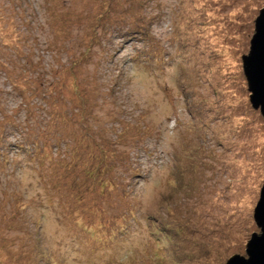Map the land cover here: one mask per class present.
Wrapping results in <instances>:
<instances>
[{
  "label": "rangeland",
  "instance_id": "1",
  "mask_svg": "<svg viewBox=\"0 0 264 264\" xmlns=\"http://www.w3.org/2000/svg\"><path fill=\"white\" fill-rule=\"evenodd\" d=\"M263 6L0 0V65L15 68L24 93L11 95L27 101L7 114L39 148L52 145L36 157L10 137L2 149L0 264L246 257L259 232L264 122L241 57ZM9 127L0 116V138Z\"/></svg>",
  "mask_w": 264,
  "mask_h": 264
},
{
  "label": "water",
  "instance_id": "2",
  "mask_svg": "<svg viewBox=\"0 0 264 264\" xmlns=\"http://www.w3.org/2000/svg\"><path fill=\"white\" fill-rule=\"evenodd\" d=\"M241 61L249 103L260 112L264 122V6L254 21L249 51L241 57ZM253 220L259 232L253 233L246 243V257L234 255L226 264H264V182L253 210Z\"/></svg>",
  "mask_w": 264,
  "mask_h": 264
},
{
  "label": "trees",
  "instance_id": "3",
  "mask_svg": "<svg viewBox=\"0 0 264 264\" xmlns=\"http://www.w3.org/2000/svg\"><path fill=\"white\" fill-rule=\"evenodd\" d=\"M1 66H4V69L2 71H0V73H2L0 75V79L1 80L3 79V81H0V116H1V120H6L7 119V125L10 126L8 130H9L10 133H13V134L12 135L6 134L8 131H5L6 132L5 133L6 135L0 138V144L3 143V146L0 147V161H2V159H1V156L3 154V150L2 149H3L4 146H6V143L8 142V140L10 139V137H12V139H15V137H18V138L21 137V140H23V142H25V141L29 142V144H27L26 147H28V146L31 147L32 144H33V146L36 145L35 148L33 147V149L36 152V154L34 153L35 154L34 156H36V157H37V155L38 156H42L43 155V152H44L43 147L44 148L45 147L46 148L51 147L52 145L51 146L49 145V144H51V142L47 141V146H45L43 144L42 147L39 148L38 147V144H35V143L36 142L39 143L38 140L39 141L41 140L40 137H39V139H37V141H36V136H35L34 139H30L29 140V138L31 137V135H33L34 133H36V131H34V130L32 131L30 125H28V124L26 125L23 120H20L21 118L20 119L16 118L17 121H20V123L22 122L25 125L24 127H21L20 123H18L14 119H11L9 117V115L7 114V113H10V112L13 111V109H12L13 106H14V103H13L14 101L13 100L20 101V99H21V102H19L20 105H24V104L26 105L27 104V101H26L25 98L22 99L21 96H18V98H20V99H15L11 95V94H13V90L14 91L15 90H18L19 92L24 93L20 89L21 86L19 85V83L17 82V80H15L16 79L15 78V75L12 77V75L15 74L14 73L15 68H13V66H10L9 63H6V62L2 63L0 65V67ZM17 95H19V94H17ZM44 95L46 96L45 93L43 94V96ZM12 98H14V99H12ZM22 110H20V112H22ZM49 127H47V128H49ZM47 128H45V130H48ZM12 139H10V140H12ZM12 145L16 146L11 141V145L10 146H12ZM53 146H54V148L55 147H59V146L62 147L61 143H59V142H55L53 144ZM64 147H67V145H65ZM20 148H22V146H20ZM36 157H32V159H36ZM86 172H87L86 173L87 175H91V169L86 170ZM106 186H108V184L105 185V187ZM78 195H79V197H78ZM83 195H84L83 192L77 193L76 199L77 200H80L81 198H83V200H85V198L83 197ZM125 196H128V195L125 194ZM85 197H86V195H85Z\"/></svg>",
  "mask_w": 264,
  "mask_h": 264
}]
</instances>
